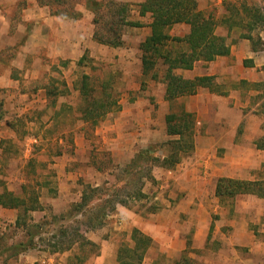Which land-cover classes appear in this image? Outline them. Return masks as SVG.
Segmentation results:
<instances>
[{"label":"rangeland","instance_id":"obj_1","mask_svg":"<svg viewBox=\"0 0 264 264\" xmlns=\"http://www.w3.org/2000/svg\"><path fill=\"white\" fill-rule=\"evenodd\" d=\"M116 1L128 4L129 21L144 25L142 28L123 29L125 45L122 48H109L93 41L92 15L81 7H78L82 14L79 19L63 20L58 16H51L49 10L38 6L35 0H0V191L2 187H6L14 194L22 196L25 185L27 196L31 192L37 193L45 211L31 214L36 222L43 220V217L49 220L53 215L63 214L72 204L79 202L83 185L105 188L123 185V181L116 182L120 174L112 164H108L107 159L110 157L113 165H118L120 169L127 161L118 160L114 150H109V145L103 139L104 130L107 125H113L117 121L120 126L119 134L124 132L131 137L134 131L145 126L141 121L138 123L139 119L136 118L133 109L136 103L146 109L149 108L148 104L154 105L161 98V84L158 80H152L151 74L155 72L162 78L165 68L159 64L148 75L142 74L138 46L149 33L146 25L150 21L147 16H139V5L143 0ZM197 2L199 8L213 18L216 33L226 37L229 45L237 47L235 52L238 59L247 57V49H241L244 39L240 36L246 32L247 23L253 20L246 17L243 10L244 7H252L264 15V0ZM186 30L185 25H175L168 33L182 37ZM251 35L254 39L253 46L258 49L255 56L243 61L244 69L233 70L235 78L245 80L229 81L220 85L214 78L212 90L237 91L239 88L243 98L249 102L248 110L254 109L259 116V130L264 136V28L258 24L251 31ZM258 37L261 43L257 41ZM248 45L252 48L251 43ZM83 56L86 58L79 63ZM235 58L234 56V68ZM84 77H88V80H84ZM83 81L88 83L93 95L105 101L109 108V112L96 123L84 119L80 112L83 105L80 95ZM164 110L165 108L156 104L153 120L157 119L159 111L163 113ZM169 112H180V108L173 103ZM151 127L157 129L158 124ZM165 141L156 143L158 145ZM156 152L157 155L163 154L158 149ZM218 153L221 154L220 151ZM192 156L195 157V154ZM66 159L69 161L62 167L64 176L60 181L57 176L62 166L61 161ZM212 161L213 167L224 164L216 162L214 158ZM97 162L103 163L104 172L100 173L95 169L93 163ZM211 171V176L207 177L205 183L210 189L215 180V174ZM240 174L237 178L243 181L264 180V163L257 170H246ZM167 181L170 180L165 176H161L154 185L145 181L143 189L148 198L140 201L131 199L127 194V191L135 190L134 186H124L118 195V201H122L123 205L116 206L115 211L107 216L103 227L90 230L86 226L87 217H78L75 222L63 224L66 226L67 237H72L78 229L89 241L94 235L103 240L111 238L117 247V263L119 248L132 245V231L123 230V226L116 223L125 216L108 218L117 214L116 210L121 207L141 217H148L153 210L157 212L160 208L153 198L155 195L164 194V190L159 188ZM205 193L207 207L204 215L211 219L207 248L200 252L191 249L195 227L188 222L186 230L191 243L188 250L185 249L178 257L166 256L159 252V244L154 243L142 264H175L185 251L193 264H208L209 261L213 264L222 263L220 257L232 255L226 246L223 247L219 241L213 240L212 230L218 231L224 217L219 216L220 210H215L214 201L222 209L228 210L226 218L233 214L234 209L230 208V204L221 203L209 191ZM127 219L130 220L129 217ZM58 225L59 222L56 223ZM4 226L5 224L0 223L2 231L8 237L15 241L21 239L19 231ZM221 231L225 232L226 228L223 227ZM67 237L58 236L55 241L62 242ZM77 242L79 245L76 243L69 251L54 255L44 252L46 245L41 244L36 250L26 252L24 257L9 260L7 264H34L42 260L49 264H88L95 256L100 255L98 244L91 247L85 241ZM219 249L220 257L214 253ZM242 252H236V255L241 254L243 258L245 253ZM111 260L113 256L108 262Z\"/></svg>","mask_w":264,"mask_h":264},{"label":"trees","instance_id":"obj_2","mask_svg":"<svg viewBox=\"0 0 264 264\" xmlns=\"http://www.w3.org/2000/svg\"><path fill=\"white\" fill-rule=\"evenodd\" d=\"M35 1L38 6L47 8L51 16H58L63 20L79 19L82 14L78 7L88 11L92 15L93 41L109 48H122L125 45L123 39L125 27H143L142 23L129 21L128 4L116 0ZM243 12L246 17H251L253 22L247 23L246 32L242 33L240 38L248 40L251 43L252 52H257L258 49L253 46L254 39L251 31L258 24L264 28V15L252 7H244ZM139 16L142 18L148 16L150 20L148 23L150 33L138 46L141 52L142 74L148 75L159 64L163 66L165 69L161 81L165 85L167 99L193 95L198 88L211 86L214 77L203 76L185 79L176 74L178 70H191L198 62H211L219 56L230 54L227 38L216 34V23L210 15L205 14L199 8L197 0H144L139 5ZM180 24L188 26V33L182 37L169 35L168 30ZM229 32L230 27L228 26ZM257 41L261 43L260 37ZM85 58L83 56L79 63ZM87 78L84 77V80H88ZM151 78L152 80L160 79L155 72L151 74ZM92 92L88 88V83L83 81L80 89L83 105L80 112L84 119L96 123L109 112V108L105 101L93 95ZM165 121L167 135L174 139L137 151L122 169L118 165H113L110 157L107 159L108 164H112L120 174L118 175L120 178H116V182L123 181V185L110 188L83 185L80 201L72 204L65 213L53 215L49 220L43 218V220L35 222L31 217L32 212L43 211L37 193L31 192V195L27 196L25 185L22 197L3 189L0 193V206L18 211L13 229L20 232L21 239L15 241L6 233L0 234V262L7 264L9 260L17 259L29 250H36L41 244L46 245L44 252L49 255L69 251L76 243L79 245L77 241L82 243L85 241L91 247L96 246L86 240L78 229L72 237H67L65 225L75 222L78 217H87L86 226L88 229L103 227L107 216L115 211L116 206L123 205L122 201H118V195L124 186L135 187L134 191H127L131 199L146 200L148 196L143 192L145 181L152 185L156 183L153 170L155 168L172 169L180 162L183 155L193 151L194 115L186 112L172 113L166 116ZM255 145L257 149L264 151V136ZM157 149L163 154L157 155ZM93 164L98 172H104L102 162ZM244 194L264 199V180L243 181L219 178L216 182L215 197L221 203H228L233 207L237 197ZM150 212L153 213L156 210ZM58 222L60 225L56 226ZM57 228L59 229L55 232ZM58 236L67 238L62 242L55 241ZM130 240L132 245L119 248L118 264H142L153 243L149 236L138 229L132 230ZM190 246L189 240L186 250ZM186 252L175 264H193L192 259L185 255ZM35 264L49 263L37 261Z\"/></svg>","mask_w":264,"mask_h":264},{"label":"crops","instance_id":"obj_3","mask_svg":"<svg viewBox=\"0 0 264 264\" xmlns=\"http://www.w3.org/2000/svg\"><path fill=\"white\" fill-rule=\"evenodd\" d=\"M146 27L150 33L148 24ZM186 27L185 34L189 30L188 26ZM143 29L146 30V28ZM249 43L245 39L241 42V49H247L248 51L247 57L238 59L235 52L237 47L227 43L230 46L228 56H219L211 62H198L191 70H178L176 74L185 79L203 76L214 77L219 84L245 80L235 78L233 70L244 69L243 61L247 58L252 59L255 56L256 53L252 52ZM234 56L236 57L234 61L235 68L233 66ZM158 82L161 84L159 87L160 100H157L154 105L148 104L149 108L146 109L145 107L141 108L138 103L133 107L136 118L139 119L138 123L141 121L145 126L143 125L142 128L134 131L130 137L129 134L124 132L119 134L120 130L118 131V128L120 126L115 121L113 125H107L104 130V142L109 145V150H114L118 160L123 159L128 162L137 151L146 149L150 145H157L156 142L174 139V137L167 135L165 121L166 116L173 113L169 111L174 103L180 108V112L174 114L186 112L193 114L195 117L194 149L192 152L183 155L174 168L168 170L156 168L157 171L153 170L156 182L159 181L161 176H165L167 180H170L159 188L164 190V194L155 195L153 198L160 208L156 213H151L148 217H141L121 207L116 210L117 214L108 219H115L118 215L119 217L125 216L122 220L116 222L119 226H123V230L138 229L152 239V244H159L160 253H165L166 256L174 255L178 257L186 249L188 241L186 224L188 222L193 223L195 227L191 249L200 252L207 248L211 219L204 215L207 207L205 191H209L215 196L216 182L219 178L241 180L237 177L241 175L242 171L259 169L264 163V151L257 149L255 144L259 140L258 138L263 136V133L259 130L261 124L259 116L254 109L248 110L249 102L243 98L239 88L237 91L212 90V82L210 87H200L193 95L170 100L166 98L165 85L162 83L161 78ZM156 104H159V107H163L165 110L163 113L159 111L157 119L154 121L152 115ZM154 124H158L157 129L151 127ZM198 129L202 130L198 131ZM114 133L116 136H114ZM219 151L221 154L218 153ZM193 154H195V157L192 156ZM186 157L188 160H185ZM213 158L216 162L224 163L223 166L213 167ZM67 161L69 160L61 161L62 166L57 176L60 181L64 176L62 167L66 166ZM210 171L215 174L213 175L215 180L211 185V189L205 186L207 177L211 176L209 175ZM94 187H98V185ZM3 189L14 194L6 187H2L0 193ZM143 192L145 193L144 189ZM214 202L216 204L215 210H220L219 216L223 215L224 219H221L223 224L219 226L218 231L212 230L213 240L219 241L223 247L226 246L225 248L232 252L231 256L223 255L220 257V249L214 251L222 262L217 264H264V199L249 194L238 196L234 206H230L234 210L228 218L225 217L228 210L222 209L223 207H220L217 201ZM44 211L45 208L43 207V211L39 212ZM17 215V210L0 206V223L5 224L4 228H13ZM223 227L226 228L225 232L221 231ZM1 233L5 232L0 227ZM90 241L95 245L98 244L101 251L100 255L95 256L88 264H105V260L108 264H117L115 261L117 247L113 244L111 238L103 240L94 235L90 237ZM150 250L149 248L146 254ZM241 251L245 253L243 258L241 254L236 255V252L240 253ZM24 256L25 253L19 257ZM112 256L113 260L108 262ZM44 261L46 260L40 262L44 263ZM208 264L213 263L209 261Z\"/></svg>","mask_w":264,"mask_h":264}]
</instances>
